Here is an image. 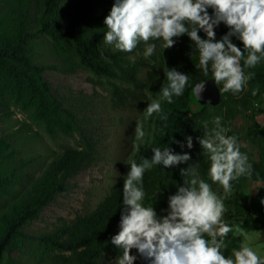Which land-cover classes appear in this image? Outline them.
<instances>
[{
    "label": "trees",
    "instance_id": "obj_1",
    "mask_svg": "<svg viewBox=\"0 0 264 264\" xmlns=\"http://www.w3.org/2000/svg\"><path fill=\"white\" fill-rule=\"evenodd\" d=\"M116 0H0V107L5 98L11 99L30 118L43 126L45 132L55 138L58 134L71 135L77 132L81 145L77 148L65 147L55 155L42 172L29 183L21 185L19 173L22 165L13 167V157L8 150L9 139L13 132L0 135V264L6 254L12 264L11 252L21 250L27 242L42 247L41 257L45 264H98L105 253L119 256L123 249L112 244V237L120 231V220L124 209L122 189L116 186L105 196L94 210L77 215L70 222L65 220L55 230L39 237L26 232L42 209L55 197L67 189L69 178L87 166L94 157L95 144L90 135L84 132L78 123L76 113L66 106L52 90L44 78L45 70L73 72L77 69L89 71L92 77L104 79L110 88L113 108H121L135 91L145 88L161 93L168 81L165 73L175 68L188 75V84L184 94L173 97V103L162 101V111L154 119L152 141L139 149L131 159L139 164L142 157L150 160L152 148L168 147L173 154H185L190 160L174 166L154 165L146 170L143 189L146 193L145 205L152 203L154 194L162 192L169 205V197L175 195L178 188L184 186L181 170L190 164L198 163L200 173L211 184L207 175L209 161L203 156L198 138L203 135L202 122L207 121L213 127L216 116L222 117V125L229 129L227 135H235L238 143L241 130L236 126L238 116L249 113V124L245 133L251 142L257 144L258 159L254 160L248 150L241 145L253 167L251 178L240 177L232 181L233 191L227 202L233 210L226 215L230 226L240 225L246 231L264 228V185L257 187L256 194L247 202H241L240 192L246 181L264 184V126H260L255 117L264 114V109L256 108L264 93V60L254 68H245V74L255 73L253 79L237 94L222 91L217 85L220 101L212 106H200L195 101L193 89L206 79L197 67L199 53L195 43L187 34L175 37L171 48L162 49L151 57L139 56L131 59L124 51L113 49L104 42L107 31L105 17L110 14ZM212 16L214 10L207 9ZM215 40L219 41L230 29L223 22L214 27ZM198 34L207 39L203 30ZM230 41L243 51V44L236 36ZM156 43L157 41H152ZM43 46L55 60L53 63H41L37 46ZM146 45L141 42L132 53H144ZM247 53H245L246 57ZM149 61H152L150 63ZM243 67V60H241ZM156 67L152 70L151 68ZM142 68H148V79L142 83L138 75ZM259 89L253 96V89ZM167 115V120L161 119ZM4 113H0V124ZM191 137L192 147H187V138ZM150 147L148 148V146ZM12 163V164H11ZM130 169V165H129ZM219 184H212V189ZM164 204V202H163ZM208 238V237H205ZM228 243L224 255L232 257V249H239L242 239L232 232L225 238ZM47 253L49 260H47ZM141 264H150L149 259L140 256Z\"/></svg>",
    "mask_w": 264,
    "mask_h": 264
},
{
    "label": "clouds",
    "instance_id": "obj_2",
    "mask_svg": "<svg viewBox=\"0 0 264 264\" xmlns=\"http://www.w3.org/2000/svg\"><path fill=\"white\" fill-rule=\"evenodd\" d=\"M208 8L214 10L212 16ZM220 22L230 31L216 41L214 27ZM104 24L105 44L131 52L143 42L145 57L153 56L156 51L157 45L152 41H161V47L167 49L174 45L175 37L187 34L199 53L197 67L204 76L211 69L214 82L222 84L225 93L243 91L255 75L245 74V68H254L264 60V0H116ZM199 30H203L207 39L200 37ZM232 36L242 42L243 51L230 41ZM165 75L168 83L161 88L160 99L172 104L173 97L184 94L188 75L175 68L168 69ZM204 87V81L195 86L196 99ZM258 91V87L253 89L252 95ZM161 111L160 100H153L145 109L146 118ZM161 119L167 120V115ZM202 124L204 131L198 142L209 161L207 175L211 184L202 178L198 163L182 169L181 174L186 177L184 186L169 197V214L161 219L151 203L147 206L144 203V173L154 165L167 168L185 163L190 156L173 154L168 147H154L150 160L142 157L139 164L135 159L129 160L130 170L122 189L124 209L120 231L111 240L123 249L118 264H133L136 257L129 254L133 248L149 259L150 264H264V258L250 246L252 238L248 232L238 224L228 225L223 219L224 199L233 191L232 181L251 178L253 174L249 157L241 152L237 137L227 135L229 129L222 125V117L214 118L213 127L207 121ZM144 135L142 125L138 124L136 139ZM192 146L189 137L187 147ZM212 184H219L225 195L213 191ZM230 232L243 237L239 249H232L234 258L226 257L223 252L228 247L225 238Z\"/></svg>",
    "mask_w": 264,
    "mask_h": 264
},
{
    "label": "rangeland",
    "instance_id": "obj_3",
    "mask_svg": "<svg viewBox=\"0 0 264 264\" xmlns=\"http://www.w3.org/2000/svg\"><path fill=\"white\" fill-rule=\"evenodd\" d=\"M161 44V41H157L155 53L161 52L163 49ZM35 50L40 52L39 62H55L56 59L50 56L43 46L37 44ZM126 53H129L127 56L132 60L145 56L144 53ZM151 69L154 70L156 67ZM148 70V68L140 70L138 78L142 83L148 79ZM44 78L49 82L56 96L63 101L64 106L76 113L80 127L91 136L95 144V153L93 160L87 166L68 179L67 189L45 206L38 218L26 227L27 234L33 237L55 230L64 220L70 222L77 215L91 212L114 187H123L124 179L130 170L129 160L135 152L145 148L147 142L152 141L153 122L159 113H153L146 118L145 109L153 100H160L161 104L163 101L160 99L161 93L157 94L141 88L136 90L134 96L128 98L121 108L116 109L112 106L110 88L106 81L92 77L87 70L77 69L73 72L45 70ZM1 102L4 106L1 105L0 113H4V119L0 124V135L14 131L9 139L8 150L14 160L13 167L22 165L19 173L21 185L16 190L38 176L46 164L63 148H77L81 145L77 132H72L71 135L58 134L55 138H51L43 126L30 118L28 112L18 104L7 98ZM254 106L264 109V93L261 103L255 102ZM255 119L260 126H264V114L257 115ZM138 124L142 125L145 133L140 140L135 136V128ZM248 124L249 113L238 116L236 126L241 130L239 143L248 150L254 160H257V144L251 142L245 133ZM174 168L179 171V166L175 165ZM261 184L257 181H246L245 188L239 194L241 202L249 201ZM213 191L220 196L225 195L220 185H216ZM230 198L232 197L228 195L224 199L226 208L224 221L226 215L233 210V206L227 202ZM152 203L158 207L156 210L158 219L169 214L168 201L162 192L158 191L154 194ZM247 232L252 238L249 242L250 246L264 258V228ZM241 239L243 241V237ZM41 253V246L27 242L21 250L11 252V263L45 264L46 260L41 257ZM49 254L47 253V260ZM129 254L136 257L133 264H141L140 254L135 248L131 249ZM122 255L105 253L98 264H118V259ZM7 262L5 254L1 264H9Z\"/></svg>",
    "mask_w": 264,
    "mask_h": 264
},
{
    "label": "water",
    "instance_id": "obj_4",
    "mask_svg": "<svg viewBox=\"0 0 264 264\" xmlns=\"http://www.w3.org/2000/svg\"><path fill=\"white\" fill-rule=\"evenodd\" d=\"M201 82H199V83H201ZM204 85H205V87H204V90H203L200 98L196 99V97H195V101L200 106H203L205 104H209L212 106L217 105L220 101V94H219L218 87L213 80V77H210L209 79L204 80Z\"/></svg>",
    "mask_w": 264,
    "mask_h": 264
},
{
    "label": "crops",
    "instance_id": "obj_5",
    "mask_svg": "<svg viewBox=\"0 0 264 264\" xmlns=\"http://www.w3.org/2000/svg\"><path fill=\"white\" fill-rule=\"evenodd\" d=\"M261 185H263V183H262ZM261 185H260V186H261Z\"/></svg>",
    "mask_w": 264,
    "mask_h": 264
}]
</instances>
